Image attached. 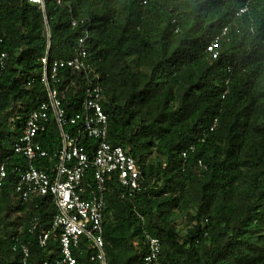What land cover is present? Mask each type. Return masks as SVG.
I'll use <instances>...</instances> for the list:
<instances>
[{"label": "trees", "instance_id": "trees-1", "mask_svg": "<svg viewBox=\"0 0 264 264\" xmlns=\"http://www.w3.org/2000/svg\"><path fill=\"white\" fill-rule=\"evenodd\" d=\"M249 1L47 0L44 13L28 0H0L10 54L0 77V165L8 171L0 188V264H43L51 251L59 255L57 237L47 247L40 242L56 214L51 199L21 203L14 192L16 167L26 162L13 146L46 101V18L51 58L71 59L89 31L109 142L144 169L142 191L132 198L122 197L117 180L108 184V264H141L145 233L160 239L162 264H264V0ZM224 28L220 57L212 60L206 48ZM78 78L67 106L78 108L84 98ZM38 141L53 157L57 126ZM153 155L159 161L148 163ZM180 215L188 221L184 233ZM90 255L85 242L75 251L78 264H93Z\"/></svg>", "mask_w": 264, "mask_h": 264}, {"label": "built area", "instance_id": "built-area-1", "mask_svg": "<svg viewBox=\"0 0 264 264\" xmlns=\"http://www.w3.org/2000/svg\"><path fill=\"white\" fill-rule=\"evenodd\" d=\"M63 0H58L61 4ZM149 0H143L147 4ZM47 0H28L31 5L46 11ZM251 2V0L249 1ZM241 9L238 15L247 12ZM76 25V22H73ZM48 47L41 59V83L46 101L33 111L22 135L13 149L25 159L24 166H17L18 175L14 192L21 203L36 197H49L56 208L51 229L40 237L42 247H47L52 236L59 241V255L51 251V257L43 264H78L75 251H81L82 243L91 250L90 262L108 264L105 240L104 213L108 184L117 180L124 199L132 198L142 191L143 166L128 155L124 148L109 142V115L104 109L105 97L99 84V74L94 68L88 51L89 31L83 32L71 59L51 58V31L45 23ZM228 28L215 36L206 48L212 60L220 57L222 41ZM10 54L5 49V38L0 9V77L7 70ZM83 78L84 98L78 108L67 106L65 99L75 96ZM55 124L59 130L60 146L51 157L38 137ZM216 122L212 128L214 129ZM91 141L86 146L85 140ZM53 158L47 169L38 168L37 162ZM200 165H202L200 163ZM89 172L92 181L86 183ZM8 177L5 163L0 165V188ZM39 220L35 219L34 229ZM148 254L141 264H162V244L159 238L145 233ZM24 257L29 256L23 248Z\"/></svg>", "mask_w": 264, "mask_h": 264}, {"label": "rangeland", "instance_id": "rangeland-1", "mask_svg": "<svg viewBox=\"0 0 264 264\" xmlns=\"http://www.w3.org/2000/svg\"><path fill=\"white\" fill-rule=\"evenodd\" d=\"M159 161V158L156 156V155H153V156H150L148 158V163H157ZM187 218L183 215H180L177 220H176V225H177V228L180 230L181 233H184V228H185V225L187 223Z\"/></svg>", "mask_w": 264, "mask_h": 264}]
</instances>
